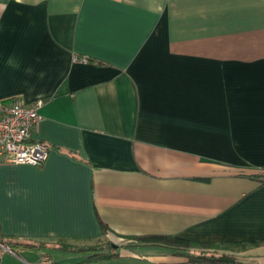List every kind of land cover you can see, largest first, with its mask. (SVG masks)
<instances>
[{
    "label": "crops",
    "instance_id": "obj_1",
    "mask_svg": "<svg viewBox=\"0 0 264 264\" xmlns=\"http://www.w3.org/2000/svg\"><path fill=\"white\" fill-rule=\"evenodd\" d=\"M37 100L48 156L0 162V234L47 244L0 264H188L143 235L264 264V0H0V105Z\"/></svg>",
    "mask_w": 264,
    "mask_h": 264
},
{
    "label": "built area",
    "instance_id": "obj_2",
    "mask_svg": "<svg viewBox=\"0 0 264 264\" xmlns=\"http://www.w3.org/2000/svg\"><path fill=\"white\" fill-rule=\"evenodd\" d=\"M76 60V59H73ZM81 60L86 61L85 58ZM42 100L30 104L13 102L0 105V162L14 165L41 166L47 159L49 147L42 142H32L31 134L42 120ZM0 248L8 249L2 242ZM38 264H52L43 257Z\"/></svg>",
    "mask_w": 264,
    "mask_h": 264
},
{
    "label": "trees",
    "instance_id": "obj_3",
    "mask_svg": "<svg viewBox=\"0 0 264 264\" xmlns=\"http://www.w3.org/2000/svg\"><path fill=\"white\" fill-rule=\"evenodd\" d=\"M106 227L102 225L103 233L106 232ZM132 241L128 244L129 246H149V247H163L170 249L175 255H182L188 258V264H208V263H217V264H237L238 260L235 257H231L229 255H214L209 252H205V249H214L216 245H207L200 244L196 245L189 240L183 239L181 237H173L166 235H143L138 236L131 239ZM3 244L12 252L19 253L20 251H32L38 248L45 246L47 243L45 242H37V241H2ZM264 242V241H262ZM253 245H258L260 243L253 242ZM220 246V245H218ZM242 246V245H240ZM58 247L62 250L71 249L69 246L59 244ZM116 248V247H115ZM73 249V248H72ZM114 248H111L112 251ZM117 249V248H116ZM194 249L201 250L197 255L191 254ZM84 250V248L82 249ZM86 253H90L89 258H107L113 257L115 255H110L109 253H104V250H95L92 248H86ZM96 251V252H94ZM78 252V251H77ZM210 254V255H209Z\"/></svg>",
    "mask_w": 264,
    "mask_h": 264
},
{
    "label": "rangeland",
    "instance_id": "obj_4",
    "mask_svg": "<svg viewBox=\"0 0 264 264\" xmlns=\"http://www.w3.org/2000/svg\"><path fill=\"white\" fill-rule=\"evenodd\" d=\"M116 245V244H115ZM82 245H71L70 248L73 247V249H77L79 250V248H92V249H95V250H104L102 252H106V253H109V251H111L110 249L113 248V244L112 242H109V241H105V240H101L97 243H95L94 245H89V246H82ZM116 247V246H115ZM249 248H251V246H238V247H226V246H216L214 249H205V252H209L210 254H214V255H229L231 257H235L236 260H241L244 259L243 256H240L238 254H241L245 251H247ZM46 251H42V253H51L52 256L55 255V252L54 251H49L48 249H45ZM49 251V252H48ZM201 250L199 249H194V251L191 252V254H193L194 252H196L195 254L193 255H197ZM96 252V251H94ZM90 254V253H89ZM209 254V255H210ZM70 256H75V255H81V254H68Z\"/></svg>",
    "mask_w": 264,
    "mask_h": 264
},
{
    "label": "water",
    "instance_id": "obj_5",
    "mask_svg": "<svg viewBox=\"0 0 264 264\" xmlns=\"http://www.w3.org/2000/svg\"><path fill=\"white\" fill-rule=\"evenodd\" d=\"M115 248V246H113Z\"/></svg>",
    "mask_w": 264,
    "mask_h": 264
}]
</instances>
